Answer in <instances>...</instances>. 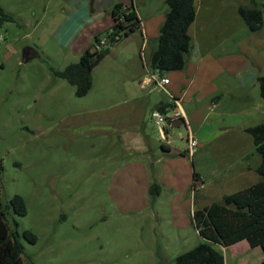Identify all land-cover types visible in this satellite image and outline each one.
Returning a JSON list of instances; mask_svg holds the SVG:
<instances>
[{
  "label": "rangeland",
  "instance_id": "obj_1",
  "mask_svg": "<svg viewBox=\"0 0 264 264\" xmlns=\"http://www.w3.org/2000/svg\"><path fill=\"white\" fill-rule=\"evenodd\" d=\"M165 1L0 0L14 19L0 28V212L11 231L18 223L23 264H175L202 243L193 212L252 182L235 173L261 160L242 123L264 121L258 108L264 107L258 83L264 23L251 32L241 18L239 8L251 0H197L200 20L209 24L195 32V44L213 52L221 73L208 65L199 77L187 69L165 73L170 85L150 92L140 76L150 75L143 66L159 37L154 23L166 16ZM120 3L139 13L146 32L122 33L112 43L111 13ZM258 5L264 16V0ZM93 45L109 53L93 70L90 92L78 97L55 73L78 63ZM242 62L246 76H236ZM212 74H218L213 84L225 99L222 109L245 92L256 112L189 122L200 144L189 155L187 124L167 126L163 139L152 114L172 95L190 121L206 104L187 98L211 92ZM242 77L249 79L245 85ZM229 160L235 167L226 170ZM195 171L200 180L193 192ZM153 185L159 191H151ZM15 196L24 198L26 216L6 210ZM27 231L36 244L26 240Z\"/></svg>",
  "mask_w": 264,
  "mask_h": 264
},
{
  "label": "trees",
  "instance_id": "obj_2",
  "mask_svg": "<svg viewBox=\"0 0 264 264\" xmlns=\"http://www.w3.org/2000/svg\"><path fill=\"white\" fill-rule=\"evenodd\" d=\"M167 11L165 21L159 30V37L152 48L149 71L163 74L184 71L193 50V40L190 29L197 17V0H166ZM239 14L251 32L263 29V11L258 0H251L250 5L241 6ZM114 22L110 38L112 43L142 28V21L137 11L131 7L117 4L112 10ZM8 22H14L0 5V28ZM96 42L100 43L99 38ZM109 49L93 45L76 64L68 66L62 72L55 74L67 81L76 89L78 97L86 96L93 85V70L105 59ZM261 98L264 102V75L258 78ZM219 100L213 98L211 103ZM169 103H160L157 110L163 111ZM253 139L257 153L261 157V164L257 169L262 181L240 192L223 196L220 201L211 203L193 212L194 227L202 239V243L193 250L180 254L175 264H225V256L221 248H229L242 241H247L252 248H261L264 253V121L246 130ZM164 148V147H163ZM3 167L0 164V174ZM194 172V187L199 181ZM159 187L153 185L151 191ZM16 215L26 216L27 205L23 197L15 196L11 206ZM5 211L0 212V264H23L24 246L20 240L18 223L16 230L11 231ZM24 237L32 244H36V235L27 231ZM264 264V260H263Z\"/></svg>",
  "mask_w": 264,
  "mask_h": 264
},
{
  "label": "crops",
  "instance_id": "obj_3",
  "mask_svg": "<svg viewBox=\"0 0 264 264\" xmlns=\"http://www.w3.org/2000/svg\"><path fill=\"white\" fill-rule=\"evenodd\" d=\"M138 16H139V13H138ZM139 18H140V16H139ZM164 21H165V17L162 18V20H161V18L158 19V22L154 23L156 25L157 29L160 30V28L163 25ZM207 23L209 24L208 21H205L203 19L200 20L199 8H197V17H196V20H195L194 24L192 25V27L190 29V35H191L192 40H193V50H192V53H191V55L189 57L188 64H187V67H186L187 70H190L191 75L196 76V77H199V76L202 75V73L204 72V67L206 65H208L207 66L208 71L211 70L214 66L218 67V71H219V66H217L216 59H215L214 56H212V55H214L213 52H211L208 49H207V51L203 52L204 47H202V45H201V47L200 46H196V44H195L196 43L195 32L198 29H200L201 27H203L204 26L203 24H207ZM142 32L143 33L146 32V28L143 26V22H142ZM145 37H146V40L149 41L148 37L147 36H145ZM151 52H152V50H151ZM226 58H228V57H226ZM150 60H151V58H150ZM226 63H228V61H226ZM241 64L242 65L237 67V74H235L236 76L237 75L246 76L247 69L249 67L245 66L243 64V62ZM149 65H150V63L146 64L145 66H143V69L145 70L146 67H149ZM229 65H230V63L227 66H229ZM218 73H221V72L219 71ZM141 74L142 75L140 76V78L146 76L145 72H142ZM214 75L215 74H212L211 77L209 76V78H208V80L211 82V85H212V91L211 92H207V93H203V94L199 95V91H198L197 94L194 95L195 98H192V97H188L187 98L188 99L187 102H189V103H192L193 101L197 102V100L199 99V101H198V105L199 106L198 107H200V106H202L204 104H206L208 106L206 108L204 114H203L201 123H203V121H205L206 119L211 121V117H214V116H217V117L218 116H226V115L227 116H235V115L241 114V115H243V117H245V116H247L249 114L252 115L253 112H256V110L252 106L250 95H247V93H245V92L243 93L245 97L237 98V99L234 98V103L233 104L228 105L226 110L222 109L223 108L222 102L225 101V99L223 98V95H221V94L217 95L216 94L217 92H216V88H215V86L213 84V79L218 74L215 75V76ZM238 80L243 82L244 85L247 83V81H249V79L243 78V77L238 79ZM216 97H219V100H217L214 103H211V100L213 98H216ZM164 103H169V102H164ZM262 106L263 105L260 104L258 108L259 109L264 108ZM198 107H197V109H198ZM156 108H157V106H156ZM208 110L211 111V114L209 116L208 115L205 116L206 111H208ZM246 123H242V126H244L243 130L247 134L246 130L248 128H250L251 126H247ZM233 128L234 127H229V129L226 130V132H230V130L232 132ZM237 141H240V140L237 139L236 142ZM163 147H164L165 152L166 151L169 152L168 151V149H170L169 147H167V146H163ZM195 153H196V151L194 152V154ZM244 158H246V157H241V158L239 157V158H237V160L239 162L240 160H244ZM260 164H261V160L259 162H255L254 166L253 165H251V166H247L246 165L244 168L240 169V172L235 173V175L237 177V180H240V179H243V178L252 179V182H250L249 186H247L246 188H244L242 190H245V189L249 188L250 186H253V185H255V184H257V183L262 181V177L257 172V169L260 166ZM234 167H235V161L231 162L229 160L227 162V165H226V170H231ZM171 174L175 175V173H171ZM253 174H257L259 177H255V176L253 177ZM193 185H194V173H193ZM193 192H194V190H193ZM225 195H229V194H225ZM221 250H223L224 252L225 251L230 252V256L229 257H228V255L225 256V264H256V263L257 264H263L264 253H263L262 249L261 248H252L247 241H242V242H240L238 244H235V245H233V246H231L229 248H225V249L221 248Z\"/></svg>",
  "mask_w": 264,
  "mask_h": 264
},
{
  "label": "built area",
  "instance_id": "obj_4",
  "mask_svg": "<svg viewBox=\"0 0 264 264\" xmlns=\"http://www.w3.org/2000/svg\"><path fill=\"white\" fill-rule=\"evenodd\" d=\"M149 76H145L144 80L141 82L142 88L146 90L148 87H153L150 92L158 89V88H165L170 84L169 79L165 77H161L158 73H152L149 72ZM171 99L169 101V106L166 107L163 111L160 110H155L152 114V120L155 123V125L160 129L163 135V139H167V134H166V127L167 126H172L178 121L179 119H184L185 124H187L188 127V143H189V150L188 153L189 155H193L194 152L198 149L199 143L195 139L192 129L190 126V121L187 117V114L184 110L183 103L182 101L174 97L172 95Z\"/></svg>",
  "mask_w": 264,
  "mask_h": 264
},
{
  "label": "water",
  "instance_id": "obj_5",
  "mask_svg": "<svg viewBox=\"0 0 264 264\" xmlns=\"http://www.w3.org/2000/svg\"><path fill=\"white\" fill-rule=\"evenodd\" d=\"M208 106L206 105L205 107L201 108L200 110L196 111L190 118V123L194 125H199L202 121L203 114ZM185 120L184 119H179L176 121L174 124V127H180L182 125H185Z\"/></svg>",
  "mask_w": 264,
  "mask_h": 264
}]
</instances>
